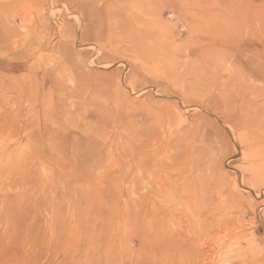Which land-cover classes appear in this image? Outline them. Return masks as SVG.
Wrapping results in <instances>:
<instances>
[{"label":"rangeland","instance_id":"rangeland-1","mask_svg":"<svg viewBox=\"0 0 264 264\" xmlns=\"http://www.w3.org/2000/svg\"><path fill=\"white\" fill-rule=\"evenodd\" d=\"M262 45L264 0H0V264H114L124 205L151 186L132 183L141 153L153 183L169 180L165 196L179 201L157 207L194 230L205 224L207 241L223 234L221 208L235 201L228 261L201 259L243 264L251 245L249 264H264V185L238 188L234 171L264 176V159L233 157L231 137L244 149L264 134V96L252 90L264 92L253 76ZM175 163L180 171L162 169ZM184 188L197 190L199 211H185ZM141 210H131L136 227Z\"/></svg>","mask_w":264,"mask_h":264},{"label":"bare ground","instance_id":"bare-ground-1","mask_svg":"<svg viewBox=\"0 0 264 264\" xmlns=\"http://www.w3.org/2000/svg\"><path fill=\"white\" fill-rule=\"evenodd\" d=\"M59 5V4H58ZM64 7V6H63ZM64 10V9H63ZM260 17V16H259ZM246 34V33H245ZM250 35V34H249ZM81 36V35H80ZM259 41V40H258ZM44 42V41H43ZM261 42V41H260ZM16 43V42H15ZM8 44V43H7ZM14 46V45H13ZM264 46V45H262ZM16 47V46H15ZM36 49V48H35ZM260 49V48H259ZM30 50V49H29ZM260 52V51H259ZM33 53V52H32ZM261 53V52H260ZM17 56V55H16ZM258 56V55H257ZM261 60L262 62L256 67V69L254 68L253 70V76L259 77L262 76L264 78V55H261ZM247 61V60H246ZM225 63V62H224ZM251 67V66H250ZM229 71V70H228ZM231 72V71H230ZM228 73V72H227ZM245 75V74H244ZM241 78L240 76L238 77V79ZM244 79V78H243ZM254 79V78H253ZM237 80V78H236ZM242 80V78H241ZM211 81V80H210ZM238 81V80H237ZM236 81V83H237ZM211 83V82H210ZM235 83V84H236ZM242 83V82H241ZM246 84V83H245ZM264 85V84H263ZM240 86V85H239ZM246 86V85H245ZM256 86V85H255ZM238 87V86H237ZM242 87V86H240ZM238 87V88H240ZM212 88V87H211ZM210 88V89H211ZM219 88V87H218ZM237 88V89H238ZM247 88V87H246ZM251 88V87H250ZM257 88V87H256ZM214 89V88H213ZM222 89V88H221ZM252 89V88H251ZM262 89V88H260ZM218 90V89H217ZM240 90V89H239ZM242 90V89H241ZM255 92V95H261L263 94L264 96V92L261 93V91H257L256 89H252ZM219 91V90H218ZM221 92V91H220ZM244 92V91H243ZM241 93V91H240ZM239 93V94H240ZM219 94V93H218ZM237 94V93H236ZM202 95V94H201ZM205 95V93H204ZM220 95H222L220 93ZM245 95V94H244ZM223 96V95H222ZM222 96H219L222 98ZM218 97V96H217ZM243 97V95H242ZM258 97V96H257ZM254 98V97H253ZM244 99V98H242ZM226 100V99H225ZM248 101L247 98L245 99L244 102ZM225 102V101H224ZM227 102V101H226ZM225 102V105H228ZM242 103V104H243ZM241 104V103H240ZM249 106V103H247ZM233 105V104H232ZM237 105V104H235ZM244 106V105H243ZM240 107V106H239ZM251 109V106H249ZM248 107V108H249ZM226 108V107H225ZM241 108V107H240ZM243 109L245 107H242ZM230 113L236 112L237 110H239L238 105L233 107H229L227 106L226 108ZM226 111V110H225ZM243 111V110H241ZM244 113V112H243ZM250 114V113H248ZM264 114V113H263ZM251 115V114H250ZM264 116V115H262ZM260 116L262 119L260 120H264L263 117ZM244 117V116H243ZM221 120V119H220ZM250 120V119H249ZM248 120V121H249ZM252 120V118H251ZM246 121L248 122V126H252L255 127V124H251L253 123V121ZM241 122V121H240ZM256 122V121H254ZM260 123V122H258ZM251 124V125H250ZM223 125V124H222ZM228 125V124H227ZM243 125V124H242ZM246 125V124H245ZM244 125V126H245ZM261 125V124H260ZM259 125V126H260ZM225 128V131L227 133H231V131L229 130V128L225 125H223ZM233 127V125H230V127ZM246 126V127H248ZM231 127V128H232ZM258 127V125L256 126ZM244 128V127H243ZM249 128V127H248ZM250 129V128H249ZM248 129V130H249ZM255 129V128H254ZM257 129V128H256ZM235 130V127H234ZM247 130V129H246ZM236 134V133H235ZM234 142V146H235V156L233 155V157L236 158V156L240 155L242 156V158L244 160H248V161H253L251 164L252 166H259L260 165V160L264 159V134L261 135V140L260 141H253L251 143L248 144L247 147L240 148L238 143L235 141L234 136H231ZM230 137V138H231ZM239 139V138H238ZM248 141V140H247ZM232 143V142H231ZM233 144V143H232ZM247 144V143H245ZM168 146L173 147V145H165L160 152L165 151ZM150 149V148H149ZM233 153V152H232ZM139 155V154H138ZM141 158H139V160H136L135 162V167L137 169V177H135V180H132L135 192L139 189H141V185H146L147 183H151V186L149 187V190L147 191L146 194H144L143 196L141 195V193L138 194L137 197V201H135V203L131 202L132 204H126L124 205L126 212L121 214V216L119 218V220H125L122 224L119 223V230H118V236L120 237L121 240L119 243H115L111 246H113V248L115 247L114 250V264H212V263H207L205 262V259H201L202 255L206 254V259L207 258H222L228 261L227 257L228 256H223L222 254H224L223 249H225V242H222V240L225 239V241H228V239L230 240V236L233 235V230L237 229V226L235 225V221H234V216L230 217L227 216V212L230 211V209H232L233 207H235V201L231 202L230 204H226L225 208H221L223 210V215L224 218L222 219V222L217 223L216 226L221 229L224 228L223 230V234L220 235L219 231L212 239V241H207V236L208 233L206 232V228H205V224L203 223H199L197 222L196 226H198L199 230H194L195 226L194 223L191 219L186 218L185 220L183 219V217H172V219H168L166 214H165V209L164 211L159 209L157 207V204L155 203L156 200L160 201L161 203H164L165 201L167 202V198L169 199V196L171 195V197L173 196V192L171 191L170 194H168V197L165 196V192L169 191L168 187V181L166 182H161V181H154L155 183H153V177L151 175L150 169L146 170V168L144 166L151 164V158L149 155H147L146 153H141ZM139 157V156H138ZM33 158V157H32ZM37 158V157H36ZM35 159V158H34ZM34 159H32V163H34ZM225 162V161H224ZM198 164V163H197ZM169 169V171L173 170V173L175 171H180L181 166H179V164L175 163V165H164L162 169ZM27 169L29 170L28 172V177L30 178L32 175V166L31 167H27ZM123 169V168H122ZM161 169V170H162ZM182 169V168H181ZM160 170V171H161ZM256 170V169H255ZM259 170V169H258ZM126 171V170H125ZM123 171V172H125ZM236 175H235V185L236 187H240L241 189H245V184H256V185H264V176L260 175V171L259 173H255L253 174V178H251L252 180L250 181L249 179H246L245 176L243 174L240 173V171L236 169H234ZM254 171V170H253ZM172 172V171H171ZM45 173V172H44ZM169 173V172H168ZM179 173V172H178ZM182 173V172H180ZM12 174V173H11ZM14 174V173H13ZM19 174V173H18ZM27 174V173H26ZM25 174V175H26ZM125 174V173H124ZM24 175V176H25ZM37 175V174H36ZM119 175V174H118ZM155 175V173H154ZM181 175V174H180ZM187 175V174H186ZM8 176V175H7ZM15 176V175H14ZM13 176V177H14ZM123 176V175H122ZM147 176L150 178L148 179ZM26 177V176H25ZM157 177V176H156ZM20 178V177H19ZM148 179L146 181V179ZM158 178V177H157ZM168 178V177H167ZM185 178V177H184ZM155 179V178H154ZM176 179V178H175ZM8 180V179H7ZM28 180V179H26ZM215 180V179H213ZM10 181V180H9ZM29 181V180H28ZM33 182V180L31 181ZM170 183V182H169ZM186 183V182H185ZM225 183V179L222 180H216L214 182V186L216 184L224 186ZM25 184V183H24ZM174 184V183H172ZM31 187H35L38 185L37 181H34L33 183H30ZM45 185V184H44ZM123 185V183H122ZM121 185V186H122ZM185 185V184H184ZM252 185V184H251ZM45 187V186H44ZM147 187V186H146ZM225 187V186H224ZM264 187V186H263ZM145 188V187H144ZM175 188V185H174ZM261 188V187H260ZM133 189V190H134ZM171 189V188H170ZM185 189V188H184ZM192 189V188H191ZM146 190V189H145ZM178 190V189H177ZM261 190V189H260ZM123 190H121L120 193H122ZM184 191V190H183ZM213 191V190H212ZM264 191V190H263ZM259 192L257 196H262L264 195V192ZM199 192L202 194L206 192V187L204 186V184L200 187ZM119 193V192H118ZM119 193V194H120ZM134 193V192H133ZM197 190L192 191L190 190H186L185 192H183L184 195H186L187 199H188V203L191 204V207L188 205L187 203L184 205V209L186 212H191L192 210L195 211H199L198 209H201V207L203 206V202L201 200V198L199 197V195L197 194ZM175 194V193H174ZM179 195V194H178ZM166 197V198H165ZM120 198V197H119ZM122 198V197H121ZM151 198H153V200L151 201ZM173 200H168V203H171L173 205H177V203L179 201H177L175 198L176 197H172ZM125 199V198H124ZM131 199V198H130ZM134 199V198H133ZM154 199H156L154 201ZM178 199V198H177ZM240 199V198H239ZM238 200V199H237ZM241 200V199H240ZM43 201L45 202L44 204V211L46 214V218H45V226L46 229L48 231H50V226H51V213H50V198H49V194L48 192H46V195H44L43 197ZM157 201V202H158ZM36 200L34 199V203L33 206L31 208V212L35 211L37 206L36 205ZM127 202H129L127 200ZM165 202V203H166ZM130 203V202H129ZM159 203V202H158ZM179 204V203H178ZM18 206V205H17ZM139 207L140 209H142L141 211H139L138 215L141 219V226L136 227L134 223H132V207ZM166 207V206H165ZM169 207V206H167ZM181 207V206H180ZM180 207L178 208V210H180ZM169 209V208H168ZM182 209V208H181ZM168 211V210H167ZM176 211V210H175ZM181 211V210H180ZM122 212V210H121ZM179 211H177L176 213H178ZM183 212V210H182ZM184 213V212H183ZM179 214V213H178ZM191 214V213H190ZM175 215V214H174ZM187 215V214H186ZM184 216V215H183ZM169 217V216H168ZM186 217V216H185ZM184 217V218H185ZM192 217V216H191ZM144 222L148 224L149 226V230L150 233L147 232L146 228L143 226ZM126 225V226H125ZM235 225V226H234ZM212 226V225H211ZM147 227V226H146ZM217 228V229H218ZM208 229V228H207ZM139 232L144 233L143 238L141 240H136L134 239V237L136 236V234H138ZM232 237V236H231ZM238 236H236L235 238H237ZM204 239V240H203ZM239 239V238H237ZM233 240V239H232ZM221 241V242H220ZM231 243V241H229ZM238 243V241H237ZM232 244V243H231ZM110 246V247H111ZM109 247V248H110ZM204 247V248H203ZM231 247V246H230ZM229 247V248H230ZM243 247V246H242ZM246 247V246H245ZM228 248V247H227ZM204 249V250H203ZM206 249V250H205ZM109 250V249H108ZM254 248L253 246H249L247 248V254H245V258L243 260H241L240 262H242L243 264H249L251 261L254 262ZM112 251V250H110ZM235 251V250H234ZM242 251V250H241ZM230 252V251H229ZM205 253V254H204ZM239 253V252H237ZM244 253V252H243ZM228 255V254H225ZM241 255V253H240ZM110 257V255H108ZM231 256V255H230ZM243 256V255H242ZM112 258V257H111ZM232 257H229V259ZM236 258L238 257V254L236 255ZM242 258V257H241ZM256 258V257H255ZM220 259L218 260V262H215L216 264H221L219 263ZM107 260V259H106ZM225 260V261H226ZM233 261V260H232ZM235 261V260H234ZM239 261V260H238ZM237 261V262H238ZM256 261V260H255ZM109 262V261H108ZM230 262V261H229ZM227 263V262H226ZM233 263V262H232ZM256 264V263H255Z\"/></svg>","mask_w":264,"mask_h":264}]
</instances>
